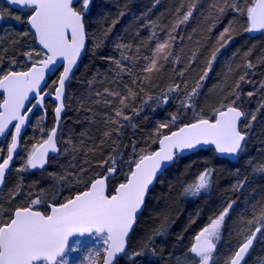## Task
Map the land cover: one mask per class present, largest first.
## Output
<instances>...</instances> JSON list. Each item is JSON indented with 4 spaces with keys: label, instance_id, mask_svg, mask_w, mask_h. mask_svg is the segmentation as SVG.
<instances>
[{
    "label": "trees",
    "instance_id": "obj_1",
    "mask_svg": "<svg viewBox=\"0 0 264 264\" xmlns=\"http://www.w3.org/2000/svg\"><path fill=\"white\" fill-rule=\"evenodd\" d=\"M181 2L182 0H160L156 4L155 0H92L84 18L88 33L86 54L65 87V112L57 133V145L61 152L50 158L46 172H18L19 179H16L12 169L5 179L0 206L5 210L15 208L22 203L21 198L29 196V193L32 197L41 195V190L46 199V203L39 206L42 211L46 209L47 203L64 202L66 198L83 189V185L76 183L81 168L87 169L82 175L85 180H89L103 171L99 161L108 159L110 155L121 153L120 161L123 162L129 159L130 154L134 159L139 150L148 145L151 146L150 150H155L157 144H153L152 140L156 138L161 123L170 125L169 128L160 129V132L166 134L181 125L193 122V111L200 112L206 118L211 117V110L218 106L224 96L229 95L239 75L247 71V80L250 82L241 84V98L237 105L245 113L251 108L256 120L252 123L243 118L240 123L242 131L247 133L245 151L240 153L236 160L220 159L211 148L178 157L158 177L149 191L144 210L128 240L127 255L116 262L182 264L189 255L188 249L194 236L228 203H232L233 207L223 223L221 239L217 243L212 262L225 264L243 236L248 234L249 229L254 230L255 225H249L247 221L259 215L260 210L264 208V172L258 170L264 166V108H260L261 103H264V88L260 86L264 82V33L252 36L243 31L245 17L231 8L219 15L212 9V5L218 3V0H199L193 17L174 34L184 37L183 40L177 39L174 42V56L163 62L164 66L158 73L143 72L142 69L149 62L144 57L152 55L156 44V40L150 39L152 33L155 32L160 41L165 39L167 29L164 26L170 25L176 18L174 13ZM183 2L186 8L189 0ZM245 3L251 5L252 0H243L240 6L243 8ZM233 19L239 31L227 46L217 53L212 71L202 82L199 95L193 98L194 110L181 108L180 101L184 100L185 93L195 86L211 52L217 47L216 40L220 32ZM214 21L216 26L210 33L207 32V28ZM153 23L156 27L152 26ZM12 33L10 37L0 39V69L6 70L10 66L15 69L28 67L30 62L22 53L27 51H24L25 48H36L30 36H27L24 26L15 28ZM14 41L18 43H13ZM97 44L99 47H94ZM117 44H127L131 47L130 50L117 49ZM249 51L251 55L246 59L251 61L254 67L245 69L244 54ZM122 52L132 57L131 60H123V64L131 69V74L125 71L118 76L115 64L107 58L122 59ZM193 52L196 56L191 67H188ZM177 56L178 63L175 62ZM11 59H16L18 66L10 65ZM230 68L233 71H229ZM182 70L185 73L183 77L179 75ZM147 76H151V79H145ZM133 79L136 80L134 85ZM185 81L188 83L187 89L184 87ZM50 82L49 90L54 87ZM124 84L130 85L139 93L129 102L130 106L124 109V113L131 119L123 121L121 118L123 127L120 134L112 132L110 138H105L104 131L117 127L115 124L106 125L104 121L106 116H114L112 108L119 107L118 98L108 97L113 103L106 106L102 102L103 98L96 93H103L104 89L108 88L126 94ZM173 84H179L182 91L169 93L168 88ZM249 91L254 93L253 96H247ZM165 95L169 97L167 103H164ZM232 98L229 96V99ZM45 107L47 117L51 119L52 105ZM134 109L136 111H133ZM173 114L179 116L174 124L171 123ZM248 122L251 127L245 128L244 125ZM102 140L105 143L101 144ZM69 141L71 143H68ZM133 145L136 147V154H133ZM73 146L79 151H72ZM65 148L68 151H64ZM117 167L120 168L121 164L118 163ZM205 169L213 171L210 189L196 197L182 195L183 187L194 182ZM127 171V164H123V171L109 182L110 194L111 186L123 182ZM62 176L67 179L57 178ZM241 182L242 187L234 188ZM17 188L21 189V194L13 201L12 193ZM165 216L168 217L165 234L157 236L145 248L148 237ZM232 242L233 247L230 246ZM228 246L230 250L225 251L224 248ZM136 251H142V254L128 261L124 260ZM244 264H264V237L258 234Z\"/></svg>",
    "mask_w": 264,
    "mask_h": 264
},
{
    "label": "snow or ice",
    "instance_id": "obj_2",
    "mask_svg": "<svg viewBox=\"0 0 264 264\" xmlns=\"http://www.w3.org/2000/svg\"><path fill=\"white\" fill-rule=\"evenodd\" d=\"M159 2L160 0H155L156 4ZM198 2L199 0H189L185 8L182 0L180 7L174 13L176 18L170 25L164 26L167 29L165 39L160 41L157 39L156 33H152L150 39L156 40V44L152 55L144 57L149 62L142 69L143 72L158 73L164 66L163 62H167L174 56L172 50L174 42L177 39H184L183 36L174 34L193 17ZM8 3L30 10L27 23L32 30L33 39L40 47L39 49L30 48L22 53L30 62L27 70L17 71L15 67L11 66L6 70L0 69V95L3 97L0 99V137L10 136L11 138V142L7 144L6 158L0 156V187L3 186L6 171L9 170L14 154L18 150L22 129L27 126L31 118L30 114L36 108L46 112V99H54L57 102L54 108L55 126L46 133V138L33 144L31 150H26L27 156L18 171L43 170L49 163L50 154L61 152L57 145V131L61 123V114L65 110L66 82L71 80L70 73L73 72L74 66L77 65V61L86 47L85 41L88 33L84 18L92 0H8ZM240 3H243V0L240 2L218 0V3L212 5V9L219 15H223L228 8H231L234 12L245 17L243 31L264 33V0H252L251 5L245 3L243 8ZM16 19L19 20L20 17L17 16ZM216 19L218 20L219 16ZM152 26L156 27L154 23ZM215 26L216 22L214 21L207 28V32L210 33ZM238 31L237 23L233 19L220 32L216 40L217 47L211 52L195 86L191 91H187L185 99L180 101L181 108L194 110L193 98L199 95V90L203 86L202 82L212 71L217 53L221 48L227 46ZM13 43H18V41ZM94 47H99V45H94ZM130 47L127 44L116 45L117 49L130 50ZM249 55H251L250 51L244 54L243 66L245 69L254 67L253 63L246 59ZM121 56L122 59L113 57L107 59L115 64L118 76L125 71L131 74V69L123 64V60H131L132 57L124 55L123 52ZM195 56L196 53L193 52L188 67H191ZM175 62H179L178 56L175 57ZM10 65L18 66V61L11 59ZM229 71L233 70L230 68ZM184 74L183 70L179 72L182 77ZM247 75V71L239 75L234 87L230 89L229 95L224 96L218 106L211 110V117L206 118L200 112L193 111V122L184 124L178 130L171 131L170 134L160 132V129L170 126L168 123H161L157 129L156 138L152 140L153 144H158L157 149L150 150L151 146L148 145L136 154L137 150L133 145L135 158L133 159L130 154L129 159L123 162L120 161L121 153L110 155L108 159L99 161V166L103 168V171L89 180H85L82 175L87 169L81 168L76 183L83 185V189L66 198L62 203H48V212L42 211L39 207L46 203L43 190H41V195L34 197L29 193L27 202L21 203L15 208L5 210L0 206V264H67L65 259L67 252L78 250L69 245V239L73 236L99 238L104 254L103 264H116L122 255H127L128 238L138 216L143 212L146 197L158 174L162 173L185 152L195 151L206 146H212L214 151L220 155L238 157L245 151L247 133L242 131L240 123L242 118L247 117V114L238 107L237 102L241 98V84L250 82L247 80ZM46 76L55 77L50 82L54 86L50 90ZM145 79H151V76H147ZM132 84H136L135 79L132 80ZM260 86L264 88V82ZM123 87L126 89V94L108 88H105L103 93H96L97 96L103 98L102 102L106 106H111L113 103V100L108 97L118 98L119 107L112 108L114 116L108 115L104 121L106 125L115 124L117 127L104 131L105 138H110L112 132L119 135L123 127L122 120L129 121L131 119L124 113V109L130 106L129 102L135 99L139 93L128 84H124ZM184 87L187 89V81L184 82ZM141 91H143L142 88ZM180 91L182 89L179 84L170 85L168 88L169 93ZM253 94L252 91H249L247 96L251 97ZM229 96L233 98L229 99ZM168 99L169 97L165 95L164 103H167ZM96 102L100 103L101 101ZM260 108H264V103H261ZM178 119L179 116L173 114L171 123L174 124ZM250 119L255 121L256 115L252 114ZM244 127L250 128L251 123H246ZM103 143H105L104 140L101 141V144ZM81 145H83V141H81ZM64 151H68V149L65 148ZM72 151H79V149L73 146ZM89 151H93V149H89ZM118 163L121 164L120 168L117 167ZM123 164L128 166L125 179L123 182L111 186L110 194L109 182L123 171ZM258 170L264 172V166ZM212 175V169H205L194 182L183 187L182 195L196 197L202 192H207L211 187ZM57 178L67 179L63 176ZM242 186L243 182L235 185L234 188L238 189ZM20 194L21 189L17 188L12 193V200L14 201L15 197ZM232 207L233 204L228 203L194 236L188 249L189 255L182 264H212L217 243L221 239L223 223ZM194 222L193 220L192 223ZM247 224L255 225L254 230L249 229L248 234L243 236L225 264H244L245 257L254 240L258 238V234L264 237V208L260 210L259 215H255L252 220L247 221ZM167 226L168 217L165 216L153 230L152 235L148 237L145 248L157 236H163ZM99 251V249L96 250L97 255H99ZM141 254L142 251H136L131 254V258L134 259Z\"/></svg>",
    "mask_w": 264,
    "mask_h": 264
},
{
    "label": "flooded vegetation",
    "instance_id": "obj_3",
    "mask_svg": "<svg viewBox=\"0 0 264 264\" xmlns=\"http://www.w3.org/2000/svg\"><path fill=\"white\" fill-rule=\"evenodd\" d=\"M28 15H30V10L29 9H27V8H20V9L12 8L4 0H0V16H1V19H2L0 27L5 24L6 17L9 16V18H10V21H9L10 22V24H9L10 30L14 31L15 28L17 29V28H21V27L24 26L25 30H26V33H27V36L28 35L30 36V38L32 40V43L35 45V40L33 39L32 34L30 33V31L28 30V27H27V17H28ZM17 16L20 17L19 20L16 19ZM11 34H13V33H11ZM30 46H31V43H30ZM35 47H36V45H35ZM30 48H32V46ZM26 69H27V67L26 68H21V69H15V70L20 71V70H26ZM56 75L58 76L59 73L57 72ZM52 79H55V77H51L49 79V82ZM2 98L3 97L1 95V99ZM48 104L52 105V118L48 119L47 112H44L43 110H36L33 113L32 117H31V120H30V122H29V124H28V126H27V128H26V130H25V132H24V134H23V136L21 138V140H20V144H19V147H18V152L16 154V157L14 159L13 164L10 167L9 172L12 169L14 171H16V172H20V171H18V169L20 167H22V165L24 163V160H25V158L27 156V151L26 150H31V147H32L33 144H36V143L40 142L42 139L46 138V133L48 131H50L52 127H54V122H55L54 121L55 103H53L51 100H46L45 101V106L48 105ZM37 122H39V123H37ZM41 130H43V131H41ZM58 130H59V128H58ZM57 133H58V131H57ZM10 141H11L10 136H8L7 138H3L0 141V145L3 144L4 147H5V148H2V150L0 151V156H3L4 158H6V156H7L6 148H7V144H9ZM33 142H35V143H33ZM23 152H25V153L23 154ZM54 156H56V155L49 156V160H50V158H52ZM47 166H48V164H47ZM47 166L42 171L29 170V171H24V172L27 173V174L43 173V172H46ZM8 173H7V175H8ZM7 175H6V177H7ZM6 177H5V179H6ZM4 184H5V181H4ZM3 188H4V186H3ZM1 193H2V191L0 192V195H1ZM47 204H46V209L43 210L44 212H48L49 211V209L47 207Z\"/></svg>",
    "mask_w": 264,
    "mask_h": 264
},
{
    "label": "rangeland",
    "instance_id": "obj_4",
    "mask_svg": "<svg viewBox=\"0 0 264 264\" xmlns=\"http://www.w3.org/2000/svg\"><path fill=\"white\" fill-rule=\"evenodd\" d=\"M5 21H6L5 24L3 26H1V29H0L1 30L0 31V39H2L4 37H6V38L10 37L11 33H12V30H10V27H9V24H10L9 16L6 17ZM25 45H26L25 47H27L28 44L26 43ZM28 49H30V47L27 49L25 48L24 51L28 50ZM255 96H256V94H255ZM246 114H247L246 120L252 122L250 119L251 115L253 114L252 109L250 108V111L247 112ZM2 148H5L3 144L0 145V151L2 150ZM24 153L25 152H23V154ZM14 173H15V178L19 179L17 177L18 172L14 171ZM27 198H28V196H24V198L20 199V202L26 203ZM78 240H79V243H77ZM69 245L71 247L78 249V250L67 252L66 257H65L67 264H98V263L100 264L102 262V258H103L104 254H103V249L101 246V242L99 241V238L88 237V236H84V237H80V238L77 237V238L72 239ZM230 246L233 247L234 242H232ZM230 246L225 247L224 250L225 251L230 250ZM98 249L100 250L99 255L96 254V250H98ZM130 259H131V257H126L124 260L128 261Z\"/></svg>",
    "mask_w": 264,
    "mask_h": 264
},
{
    "label": "water",
    "instance_id": "obj_5",
    "mask_svg": "<svg viewBox=\"0 0 264 264\" xmlns=\"http://www.w3.org/2000/svg\"><path fill=\"white\" fill-rule=\"evenodd\" d=\"M10 7H12V8H17V9H20V8H22V7H20V6H16V5H11V4H9L8 3V0H4ZM1 22H2V19H1V16H0V24H1ZM27 27H28V30L30 31V33H32V30L30 29V26L28 25V23H27ZM260 32H256V33H249L250 35H257V34H259ZM35 45H36V48L37 49H39V45L35 42ZM85 45H86V47H85V49L82 51V55H81V57L78 59V61H77V65H75L74 66V68H73V72L72 73H70V76H72L73 75V73L76 71V69L78 68V66H79V64H80V62H81V60L83 59V57L85 56V54H86V49H87V46H88V40H87V38H86V41H85ZM27 70V69H26ZM52 76H46V80H48L49 81V79L51 78ZM66 84H67V82H66ZM65 97H66V89H65ZM46 100H51L53 103H55V106H56V101H54V99H46ZM36 110H42V109H40V108H36L31 114H30V117H32V115H33V113L36 111ZM64 112H65V110L62 112V114H61V119H62V116L64 115ZM243 119V118H242ZM30 120H31V118H30ZM54 121H55V116H54ZM242 121V120H241ZM30 122V121H29ZM29 122L27 123V126H28V124H29ZM27 126L24 128V129H22V136H23V134H24V132H25V130H26V128H27ZM54 126H55V122H54ZM183 125H181L180 127H182ZM179 128V127H178ZM178 128L177 129H175V130H173V131H176V130H178ZM171 132V131H170ZM170 132H168V133H166V134H170ZM22 136H21V138H22ZM4 137H0V141L3 139ZM11 142V141H10ZM158 148V144L156 145V149ZM207 148H211L213 151H214V148L212 147V146H206V147H204V148H201V149H197V150H195V151H189V152H185L181 157H184V156H187V155H190V154H193V153H195V152H197V151H199V150H202V149H207ZM17 152H18V150H17ZM17 152L14 154V159H15V157H16V154H17ZM214 153H215V155L218 157V158H220V159H228V160H236V158H237V156H228V155H220V154H217L215 151H214ZM53 155H58V154H50V156H53ZM14 159H13V161L10 163V167H11V165L13 164V162H14ZM172 165V164H171ZM170 165V166H171ZM47 166V165H46ZM45 166V167H46ZM169 166V167H170ZM169 167H167L162 173H160V174H158V176H157V179H158V177L160 176V175H162ZM9 170H10V168H9ZM9 170H7L6 171V175H7V173L9 172ZM35 170H39V171H42L41 169H35ZM44 170V169H43ZM6 175H5V177H6ZM157 179H156V181H157ZM4 181H5V179H4ZM156 181L154 182V184L156 183ZM154 184L150 187V190H151V188L154 186ZM3 186H4V183H3ZM3 186L2 187H0V192L2 191V189H3ZM149 194V193H148ZM148 196V195H147ZM146 199H147V197H146ZM145 206V205H144ZM143 210H144V208H143ZM141 215V214H140ZM139 215V216H140ZM139 216H138V218H139ZM134 227H135V225H134ZM134 227H133V229H132V231H131V233H130V236H131V234H132V232H133V230H134ZM130 236H129V238H130ZM77 237H79V236H73V237H70V239H69V244H70V242H71V240L72 239H74V238H77ZM80 238V237H79ZM129 238H128V240H129ZM255 241V240H254ZM253 244H254V242H253ZM127 246H128V242H127ZM252 247H253V245H252ZM251 247V248H252ZM251 250V249H250ZM250 250H249V252H250ZM248 255V254H247ZM247 255H246V257H247ZM124 255H122L120 258H122ZM103 257H104V255H103ZM246 257H245V259H246ZM119 258V259H120ZM117 262V261H116ZM101 264H103V258H102V262H101Z\"/></svg>",
    "mask_w": 264,
    "mask_h": 264
}]
</instances>
